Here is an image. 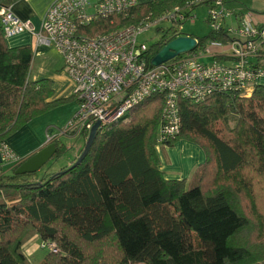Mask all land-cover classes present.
I'll return each mask as SVG.
<instances>
[{"label":"trees","instance_id":"16d2710c","mask_svg":"<svg viewBox=\"0 0 264 264\" xmlns=\"http://www.w3.org/2000/svg\"><path fill=\"white\" fill-rule=\"evenodd\" d=\"M188 1L154 0L133 9V18L96 22L85 33H106ZM207 39L230 41L210 33L198 39V51ZM165 45L162 37L149 57ZM31 60L30 47L7 46L0 26V140L70 101L54 100L50 82L29 80ZM163 100L153 96L130 122L100 131L77 166L82 151L56 173L13 170L0 177V264H28L22 247L32 232L58 248L41 264H103L101 253L87 257L78 242L107 240L117 248L116 264H264V207L257 203L264 190L252 196L250 183L237 178L241 170L264 178V86L245 97L219 93L197 104L179 101L181 125L166 148L186 141L205 155L188 180H166L159 170L155 141Z\"/></svg>","mask_w":264,"mask_h":264},{"label":"built area","instance_id":"2783aa9c","mask_svg":"<svg viewBox=\"0 0 264 264\" xmlns=\"http://www.w3.org/2000/svg\"><path fill=\"white\" fill-rule=\"evenodd\" d=\"M228 2L189 0L161 14L149 13L135 23L95 36L85 33L90 24L113 17L133 18L130 16L139 6L137 0H57L47 10L39 30L6 7L0 9V26L5 38L29 33L38 45L54 49L61 57L77 103L61 136L70 134L85 143L96 123L98 132L125 123L151 97L163 96L157 149L177 138L180 100L197 104L219 93L249 96L264 77V21L252 11L237 12ZM201 5L206 6V23L211 33L226 34L229 43H212L198 51L199 40L180 31L184 22L194 21L195 10ZM228 21L234 24L228 25ZM150 29L168 31L166 43L185 36L194 39L197 47L153 67L150 48L138 40ZM215 56L224 60L202 62L203 58ZM57 137L48 133L45 144L55 143ZM21 162L0 140V177Z\"/></svg>","mask_w":264,"mask_h":264},{"label":"crops","instance_id":"0c3cea01","mask_svg":"<svg viewBox=\"0 0 264 264\" xmlns=\"http://www.w3.org/2000/svg\"><path fill=\"white\" fill-rule=\"evenodd\" d=\"M55 1L57 0H5L6 7L9 8L15 16L21 20L30 21L36 30H39L42 19ZM151 1L154 0H137V3L139 6H142ZM253 2L256 4L261 2L264 5V0H254ZM236 3L237 2H233V0H229L228 6L237 10V12H244V10L241 11L239 8H235ZM259 7L245 9L254 12L259 20L264 21V8ZM227 24L233 25L234 22L228 21ZM6 44L9 48L30 47L32 60L28 75L29 80L33 82L43 80L50 82L54 100L59 98L70 99L64 106L50 113H53L55 117H62V122L71 118L76 111L77 103L72 99V83L64 72L63 61L59 54L50 47L38 45L35 38L29 33L6 38ZM209 45L211 46L212 44ZM209 58L212 61L213 58L217 59L223 57L215 56ZM258 85L264 86V77L259 79ZM38 119L40 118L38 117L24 125L10 138L4 139L15 154L24 156L22 162L46 145L44 132L49 124H42V122L34 124ZM48 133H52V130H49ZM58 141L59 140H56V142ZM78 149L79 147L75 151L76 158ZM166 151L169 156L168 162L162 159V155L158 156L157 154L159 159V170L164 173V178L166 180H188L193 171L205 161V155L200 147L186 141H180L175 144L173 148H167ZM76 158L69 160L63 168L69 167ZM19 166L15 167L13 170L15 171ZM61 168L62 166L57 170H61ZM12 171H8L5 174H9ZM48 174L49 173H47V175Z\"/></svg>","mask_w":264,"mask_h":264},{"label":"rangeland","instance_id":"374dc122","mask_svg":"<svg viewBox=\"0 0 264 264\" xmlns=\"http://www.w3.org/2000/svg\"><path fill=\"white\" fill-rule=\"evenodd\" d=\"M254 0H233V2H237L235 5V8H239V10H244V11H249L248 9L245 8H251V7H259V8H264L263 3H254ZM256 2V1H255ZM242 3V4H240ZM237 11V10H236ZM206 6L201 5L196 8L195 10V19L194 21H186L180 26V31L185 34L189 35L192 37H196L198 39H204L209 36L211 33L209 26L206 23ZM169 30L168 26H163V29ZM169 36V32L162 30V32H156L154 29H150L147 32H144L138 37L139 42H143L148 48H151L152 46L156 45L161 37H165V39ZM206 44H208L209 40H205ZM209 45V44H208ZM207 45V46H208ZM215 51V48L211 51ZM264 51V48H263ZM264 53V52H263ZM203 63L209 64L211 63L210 58H203L202 59ZM64 106V105H62ZM61 106L55 107L52 110L48 111L47 113L43 114L40 116L38 120L34 124H39L42 122V124H49V126L46 128L44 132V138H46V135L48 134L49 130H52L51 136L57 137L59 147L62 148V151L58 157L52 158L46 165L43 166L38 172V176H42L43 174H52L56 173L59 170H57L60 166H62L61 169H63L64 165L67 164L69 160H72L76 158V149H78V154L81 153V151L84 148L83 144V139L82 138H76L72 137L70 134L63 135L61 136V132L65 129L66 124L68 123L69 119L66 121L62 122V117H55V115L50 112L56 110ZM133 114L129 116L128 121L125 123H128L131 121ZM122 123V124H125ZM234 125V122L231 121L228 125L229 128H231ZM223 128V127H221ZM20 130V129H19ZM18 130V131H19ZM220 134L223 138L228 139L229 134L223 129H220ZM17 131V132H18ZM17 132L12 134L11 136L15 135ZM9 136L8 138H10ZM7 138V139H8ZM81 148V149H80ZM160 150V151H159ZM167 148L166 147H161L155 149L156 154L158 156H161L162 159H164L166 162H168V154H167ZM17 155V154H16ZM19 156L21 159L24 156ZM238 179H242L244 182H247L250 186V193L252 196L255 195V192L257 190H264V178L262 177H256L253 175L250 171L248 170H241L238 177ZM245 192L242 193L243 197V203L246 205V197L244 195ZM261 200H264V197H260ZM257 203L259 204L260 208L264 207V201H258ZM67 234L71 233L68 231H65ZM72 235V234H69ZM76 239V238H75ZM78 242V241H77ZM79 244L82 245V249H84L86 256H91L94 254V252H99L101 253L103 264H116V259L118 258V251L116 246L114 245L113 241L107 240L103 241L101 243L97 244H87L85 242H78ZM51 245L50 250H49V245ZM22 251L24 255L26 256L28 260V264H41L45 258V256L48 254V252H51L52 254H57L58 253V248L54 243L50 242H43L34 232L30 233L29 236L26 239V242L24 243L22 247Z\"/></svg>","mask_w":264,"mask_h":264},{"label":"water","instance_id":"95a60500","mask_svg":"<svg viewBox=\"0 0 264 264\" xmlns=\"http://www.w3.org/2000/svg\"><path fill=\"white\" fill-rule=\"evenodd\" d=\"M197 47L196 41L190 37H179L166 43V45L152 58L150 64L153 67H158L178 55L189 53ZM99 123H96L85 142L84 148L74 166L79 165L88 154L91 146L98 136ZM58 144L51 143L42 147L34 155L27 158L15 170L16 175L33 174L39 172L52 158L55 157L58 151Z\"/></svg>","mask_w":264,"mask_h":264},{"label":"bare ground","instance_id":"6f19581e","mask_svg":"<svg viewBox=\"0 0 264 264\" xmlns=\"http://www.w3.org/2000/svg\"><path fill=\"white\" fill-rule=\"evenodd\" d=\"M99 133V132H98ZM55 143H58V142H55Z\"/></svg>","mask_w":264,"mask_h":264}]
</instances>
